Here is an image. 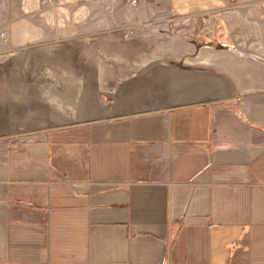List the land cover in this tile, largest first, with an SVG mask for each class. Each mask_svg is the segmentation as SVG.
Instances as JSON below:
<instances>
[{
    "label": "crops",
    "instance_id": "1",
    "mask_svg": "<svg viewBox=\"0 0 264 264\" xmlns=\"http://www.w3.org/2000/svg\"><path fill=\"white\" fill-rule=\"evenodd\" d=\"M130 2L0 0L47 59L0 83V264H264V63L227 0Z\"/></svg>",
    "mask_w": 264,
    "mask_h": 264
},
{
    "label": "rangeland",
    "instance_id": "2",
    "mask_svg": "<svg viewBox=\"0 0 264 264\" xmlns=\"http://www.w3.org/2000/svg\"><path fill=\"white\" fill-rule=\"evenodd\" d=\"M229 6L228 20L229 23H234L236 20L237 25H231L227 27V35L234 41L227 42L230 48L239 49L244 54L247 61L251 63H264V0H227ZM240 19H243V24H240ZM2 30H0L1 32ZM198 46L213 45L217 46L218 43L214 40L211 41H200L197 40ZM232 45V47L230 46ZM59 46L57 43L50 45L49 50L54 53H58L59 56L53 58L60 64V67H67L68 63L66 59L60 56V50H55ZM37 56L35 59V65H41L42 62L47 61L44 56V48H35L30 50L28 47L15 49L8 44L0 46V83L7 82L10 85L12 83H23L27 81H34L33 73L31 71V65L29 64V55ZM45 58V59H44ZM40 62V63H39ZM49 58L48 63L49 64ZM46 64V63H44ZM42 64L41 66H45ZM33 63V66H35ZM36 76H43L37 75ZM43 79V78H42ZM37 81V79H35ZM14 93L17 94L19 100H27L23 96L27 91L14 89ZM9 107L6 110V117L12 118L11 126H18L16 130L21 131L25 125L21 122L22 117L19 108ZM0 120V124H1ZM3 124V123H2ZM13 129V128H12Z\"/></svg>",
    "mask_w": 264,
    "mask_h": 264
},
{
    "label": "built area",
    "instance_id": "3",
    "mask_svg": "<svg viewBox=\"0 0 264 264\" xmlns=\"http://www.w3.org/2000/svg\"><path fill=\"white\" fill-rule=\"evenodd\" d=\"M137 0H131L130 4L134 5L136 3Z\"/></svg>",
    "mask_w": 264,
    "mask_h": 264
}]
</instances>
